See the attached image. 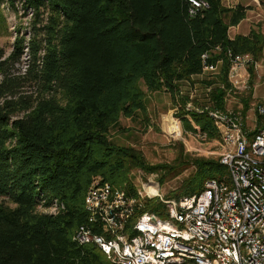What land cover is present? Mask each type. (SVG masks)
Listing matches in <instances>:
<instances>
[{
	"label": "trees",
	"instance_id": "16d2710c",
	"mask_svg": "<svg viewBox=\"0 0 264 264\" xmlns=\"http://www.w3.org/2000/svg\"><path fill=\"white\" fill-rule=\"evenodd\" d=\"M199 1L208 7L191 15L187 0H0L30 15L8 51L0 46V264H111L95 245L72 241L87 220L83 198L93 177L132 192L134 169L162 173L161 185L194 166L174 199L199 193L208 179L228 183L219 158L149 166L111 138L121 118L147 116L146 92H163L179 103L183 131L218 140L204 109L225 111L227 53L258 62L264 35L251 29L230 38L247 9ZM217 64L214 80L200 81L208 92L205 104L194 102L200 112L185 110L193 101L180 84L193 85ZM251 95L241 99L243 117ZM54 204L63 209L38 211ZM142 212L165 217L157 199Z\"/></svg>",
	"mask_w": 264,
	"mask_h": 264
},
{
	"label": "built area",
	"instance_id": "2783aa9c",
	"mask_svg": "<svg viewBox=\"0 0 264 264\" xmlns=\"http://www.w3.org/2000/svg\"><path fill=\"white\" fill-rule=\"evenodd\" d=\"M187 1L191 15L208 7ZM227 56L228 81L237 88L243 71H254L258 64L249 55ZM216 70L218 64L205 66L203 73ZM255 112L261 124L248 131L239 111H207L218 132L228 183L208 179L199 193L174 199L160 195L151 180L131 192L93 177L83 198L87 220L72 241L95 245L111 264H264V102ZM147 199L164 206V218L142 212ZM61 209L54 204L44 212Z\"/></svg>",
	"mask_w": 264,
	"mask_h": 264
},
{
	"label": "rangeland",
	"instance_id": "374dc122",
	"mask_svg": "<svg viewBox=\"0 0 264 264\" xmlns=\"http://www.w3.org/2000/svg\"><path fill=\"white\" fill-rule=\"evenodd\" d=\"M222 3L229 8L240 4L247 9L246 17L240 28L236 30L237 32L243 33L255 28L264 35V0H222ZM15 7L14 10L7 3H0V46L5 47L7 51L18 28L24 32L25 29L29 28L30 23V15L23 16L19 5L16 4ZM228 34L233 36L234 32L231 30ZM257 64L258 67L254 70L256 75L264 72V61L257 62ZM217 73L218 70L215 73H204L202 76L193 79V85L185 82L180 84V95L188 96L193 101L186 104L185 110L199 111L200 108L196 109V107L205 104L208 93L200 81L214 80ZM255 85L257 87L255 88L257 101L252 98V95L250 96V109L244 117L245 128L248 131H252L261 124V119L257 116L255 108L261 103V98L264 97V82L257 79ZM236 87L232 88L226 95L225 110L241 112V99H248V94L252 93L253 85H249L247 71H243ZM143 90L146 92L145 88ZM146 98L147 116L139 115L138 119L135 120L121 118L119 121L120 129L111 132V138L116 144L139 151L149 166L167 165L175 167L180 165L181 161L187 164L188 160L190 163L194 159L220 158L222 149L219 138L218 140H208L204 135L183 131L177 117L180 105L179 103L174 104L167 93L146 92ZM194 102L197 103V106ZM204 110L210 111L209 109ZM193 171L194 166H189L173 179H166L161 185L158 182V176L162 173L146 174L141 170L134 169L130 173V179L134 190L137 191H141L142 184L149 183L150 180L153 183L156 182L159 194L169 198L170 193L174 192ZM2 202L3 200L0 199V203ZM38 211L44 212V209L38 208Z\"/></svg>",
	"mask_w": 264,
	"mask_h": 264
},
{
	"label": "crops",
	"instance_id": "0c3cea01",
	"mask_svg": "<svg viewBox=\"0 0 264 264\" xmlns=\"http://www.w3.org/2000/svg\"><path fill=\"white\" fill-rule=\"evenodd\" d=\"M242 22H243V21H242ZM242 22H241L240 24H238L237 26H235V27H231V28L229 29V32H230L231 30L234 32L233 36H229L230 38H233V37H235L236 35H247V34L250 32L251 29L248 30L247 32H243V33H239V32L236 31L238 28H240ZM252 29H255V28H252ZM260 61H264V48H263V52H262L261 59L258 61V63H260ZM254 74H255V73H254ZM255 75H256V74H255ZM262 75H264V72H263V71H262L261 74H257L256 77L254 78V84H253V90H252V98H253L255 101H257V92L255 91V88H257V87H256L255 84H256L257 79H260V80H262V81L264 82V78H262ZM197 77H200V76H197ZM197 77H194V78H197ZM261 102H264V97L261 98Z\"/></svg>",
	"mask_w": 264,
	"mask_h": 264
},
{
	"label": "bare ground",
	"instance_id": "6f19581e",
	"mask_svg": "<svg viewBox=\"0 0 264 264\" xmlns=\"http://www.w3.org/2000/svg\"><path fill=\"white\" fill-rule=\"evenodd\" d=\"M149 189L153 192H156L157 186L156 185H148Z\"/></svg>",
	"mask_w": 264,
	"mask_h": 264
}]
</instances>
